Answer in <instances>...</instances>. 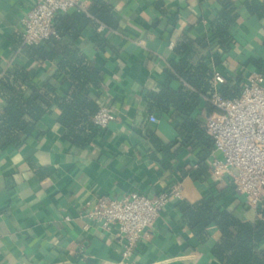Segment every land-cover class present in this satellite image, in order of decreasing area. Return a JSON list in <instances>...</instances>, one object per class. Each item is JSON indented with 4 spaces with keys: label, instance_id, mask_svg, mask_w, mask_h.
Returning a JSON list of instances; mask_svg holds the SVG:
<instances>
[{
    "label": "crops",
    "instance_id": "obj_1",
    "mask_svg": "<svg viewBox=\"0 0 264 264\" xmlns=\"http://www.w3.org/2000/svg\"><path fill=\"white\" fill-rule=\"evenodd\" d=\"M97 1L106 5L112 24L91 13L92 6L99 9ZM37 2L0 0V115L12 96L5 86L10 83L27 94L33 89L46 93L50 87L52 97L112 105L117 119L79 145L67 137L63 110L52 102L19 143L2 145L0 139V264H123L117 227L106 231L97 226L85 215L86 201L93 195L140 191L153 196L174 188L180 194L162 210L137 249L135 263L227 264L213 253L219 227L210 225L201 239L181 203L207 199L248 222L262 215L246 204L227 176L195 175L200 148L184 143L180 128L185 117L176 116L173 106L168 112L157 109L151 94L161 91L170 73L176 75L171 87L194 89L176 73L181 56L175 48L184 37L203 41L186 54L189 63L206 64L213 75L222 73L227 86L242 89L252 71H264V0H87L88 13L60 15L87 16L89 23L60 20V39L31 48L23 44L22 18ZM225 6L237 17L223 50L213 26ZM81 64L103 76L89 82L86 91L78 90L70 76ZM15 71L25 72L26 78ZM207 97L201 95L192 113L205 127L211 114ZM151 115L158 120L150 121Z\"/></svg>",
    "mask_w": 264,
    "mask_h": 264
},
{
    "label": "trees",
    "instance_id": "obj_2",
    "mask_svg": "<svg viewBox=\"0 0 264 264\" xmlns=\"http://www.w3.org/2000/svg\"><path fill=\"white\" fill-rule=\"evenodd\" d=\"M98 3L99 9L96 5L92 6L91 13L112 24L109 10L106 11V5L100 1H97ZM236 17L237 14L233 8L225 6L214 23L213 35L223 50L228 49L232 40L230 28ZM68 18H72L73 22L81 25L90 22V18L87 16L60 15L57 17L56 23L61 36L64 31L62 26H59V22ZM195 42L202 43L203 41L202 39L184 37L175 48L177 54L181 56V61L176 66V73L191 84L194 89H189L184 85L178 89L171 87L170 81L176 75L170 73L169 81L163 85L161 91L152 93L151 99L152 105L157 109L168 112L173 106L176 116L185 117L180 131L186 135L184 143L187 146L195 151L200 148L197 151L199 162L195 172V175L200 177L209 172L207 160L213 151V140L202 120L192 117V113L197 109L201 95H207L211 91L213 71L206 64L193 65L186 59V54L192 49ZM28 47L32 48L33 46ZM15 72L14 74H19L22 79L26 78L25 72ZM70 76L80 91H86L89 82H100L103 79L99 70L87 64H81L78 68L72 69ZM5 86L12 96L0 115L2 145L17 144L23 139L22 136L30 134L35 127L34 122L46 112V108L52 102H57L61 106L63 113L60 120L68 129L67 137L74 143L79 145L89 143L102 128L93 121V116L100 109V106L94 101L79 103L71 95L63 98L52 97L51 94L55 89L50 87L46 93H40L33 89L32 93L27 94L23 89L13 84L5 83ZM221 91L225 97L231 98L238 96L242 89L238 86L234 88L223 85ZM208 105L212 113L214 107L211 104ZM26 115H30L34 121H28L25 118ZM166 147L168 148V146ZM181 209L195 234L201 239L207 238V227L212 224L219 227L221 238L213 249V253L219 261L227 264H264V209L259 211L262 218L256 222L243 221L228 209L214 208L211 201L207 199L197 204L183 202Z\"/></svg>",
    "mask_w": 264,
    "mask_h": 264
},
{
    "label": "built area",
    "instance_id": "obj_3",
    "mask_svg": "<svg viewBox=\"0 0 264 264\" xmlns=\"http://www.w3.org/2000/svg\"><path fill=\"white\" fill-rule=\"evenodd\" d=\"M88 13L87 0H38L22 18V38L26 46H40L60 39L57 17L70 12ZM104 26L98 28V32ZM228 82L215 72L208 101L214 107L206 127L213 140L209 175L228 177L246 204L264 209V71L254 70L238 96L225 97L221 87ZM117 119L112 105H103L93 116L96 125L106 128ZM149 120L158 119L151 115ZM177 188L149 196L133 191L121 197L93 195L85 203V215L106 231L117 227L121 236L123 264H136L137 249L149 235L162 210Z\"/></svg>",
    "mask_w": 264,
    "mask_h": 264
}]
</instances>
